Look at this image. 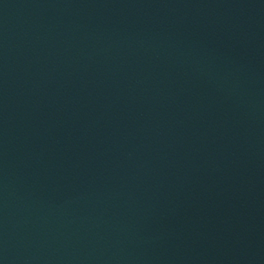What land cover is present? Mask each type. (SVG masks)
I'll list each match as a JSON object with an SVG mask.
<instances>
[{"label":"water","instance_id":"water-1","mask_svg":"<svg viewBox=\"0 0 264 264\" xmlns=\"http://www.w3.org/2000/svg\"><path fill=\"white\" fill-rule=\"evenodd\" d=\"M0 264H264V0H0Z\"/></svg>","mask_w":264,"mask_h":264}]
</instances>
